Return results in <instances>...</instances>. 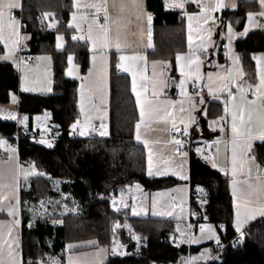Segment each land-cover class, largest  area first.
Wrapping results in <instances>:
<instances>
[{
    "label": "trees",
    "instance_id": "obj_1",
    "mask_svg": "<svg viewBox=\"0 0 264 264\" xmlns=\"http://www.w3.org/2000/svg\"><path fill=\"white\" fill-rule=\"evenodd\" d=\"M147 8L155 17L154 49L150 55L170 60L173 76V57L175 53L185 51L184 19L180 12L166 11L163 0H147ZM49 12H53L59 21L55 29L49 28L45 16ZM71 12L70 0H40L34 6L26 3L19 15L24 32L31 36L27 53L48 54L53 58L52 95L20 92L18 72L11 64L0 63V105H8L10 94H16L19 96L21 120L28 117L25 126L0 119V137L16 143L21 164H34L43 173L31 179L28 191L22 190V202L27 201L31 210L46 198L49 202L48 215L43 218L33 220L31 212H24V264L29 260L37 261L40 255L63 264L69 243L95 241L99 246L110 249L117 240L127 247L126 254L111 255L106 264H176L182 256L192 253V248L172 241L176 225L167 221L132 218L126 211H116L112 205L113 198L127 186L140 184L145 190L156 192L183 184L172 177L149 178L146 175L145 150L134 141L139 117L128 77L114 73L117 80H114L112 90L109 136L74 137L76 130L71 125L80 121L79 82L67 79L65 70L68 56L72 54L84 76L89 67L90 51L86 43L70 39L71 30L67 25ZM228 15L226 12L224 17L229 19ZM59 34L67 38L62 51L56 48ZM236 50L242 55L246 73L254 74L253 56L264 52V34H251L236 44ZM3 53L0 45V55ZM45 113L51 115L54 125L48 137L60 139L51 148L38 141L43 134L35 127V117ZM16 136L19 140L15 139ZM257 151L264 164V144ZM189 183L194 215L192 224L198 228L209 220L218 228L223 225L224 234L221 229L219 231L222 245H226L237 236L232 226V198L227 178L193 153ZM116 222L122 225L135 223L134 230L143 237L144 247L137 248L125 227H115L114 230ZM210 264H264V218L245 231L243 244L235 242L228 245Z\"/></svg>",
    "mask_w": 264,
    "mask_h": 264
},
{
    "label": "crops",
    "instance_id": "obj_2",
    "mask_svg": "<svg viewBox=\"0 0 264 264\" xmlns=\"http://www.w3.org/2000/svg\"><path fill=\"white\" fill-rule=\"evenodd\" d=\"M22 8H17L13 10V15L20 22V33L22 37H27V39H22L21 44L23 47L18 51L17 56L19 59V63H13L11 60H2L0 59V63H9L14 69L18 72L19 75V90L20 92H26L36 96H49L53 94V85H54V64L53 58L51 55L43 54V55H35L36 58L43 57L44 59H37L36 65H31L26 61V54L29 50L28 43L31 39L30 34L24 32L23 30V22L20 19L19 15L23 13L25 4L29 3L37 5L40 3L36 0H19ZM81 2H87V0H81ZM126 3H131V0H125ZM144 8L147 13L152 14V23H151V47H149V36H148V23L146 16H143L142 23L137 26L135 23L133 24L132 31L134 35L129 34L128 40L131 43V48L125 49L122 53H118L115 48H110L105 50L106 55L108 57L105 63H102L98 57L97 52L92 50V44L87 40V24L84 23L81 26V30H77L74 26L69 27V22L72 19V13L77 11L72 7L73 0H70V5L72 7V12L70 13L68 28L71 30L70 39L74 42L86 43L88 45L90 56H89V67L87 73L82 76L81 68L76 63L75 56L71 54L73 57V64L76 66L73 70V75L69 76L67 74L69 64L67 61V68L65 70V77L72 81L79 82L78 88V107L80 111V123L83 124L85 122L86 117L89 118V122L92 125V128L89 129L88 135L80 136L83 139L93 138L96 135H99V132L102 130H106L108 135L103 136L104 138L109 136V124L111 119V100H112V90L114 86V80H117V77L114 75L116 73L115 63L119 62V56L123 55H133L140 54L146 57V68L143 66L144 62H139L141 64L140 71L137 73V86L147 81L143 80L141 77H147L148 80L153 79V72L155 71L156 77L159 78L161 74L163 78L168 82L169 87L165 89L161 98H171L176 101H180L184 99V107L185 109H190V104L187 98H182L180 96V89L175 85L179 83L181 76L179 73V68L176 63L177 54H182L184 56H188L190 51L195 52V55L199 56L201 61L203 62L201 65V74L202 78L199 81L193 83V79H189L186 82L185 89L191 97L192 101L196 104V109L192 112V115L195 116L196 122L189 126L192 134L195 139L201 141H210L211 143L198 148L199 151H196L198 155L201 152H207V156L202 158L209 166L212 167V162L214 161L216 167L213 168L220 172L224 177L227 178V184L229 188V192L232 198V226L234 228L236 207L234 204V197L232 194V184L233 180H237L238 182L243 181L245 178H249L252 183L257 182V177L259 176V182L264 184V164L260 160L258 155V148L264 144V141L259 139L252 140L251 149L247 152L248 162L245 165L244 169L241 170L238 168L237 175L233 177L232 175V155H233V133L231 130L232 126V111H234L233 105L240 103V92L237 90L236 84H242L243 88L246 90L245 95L248 100L253 99L252 92L255 91V86L259 84L260 77L258 71L257 60L255 62L254 74H247L243 64L242 55L236 50V44L240 41H243L248 38L253 33H262L264 34V17L257 16L254 18L253 22H249L248 13H259L261 11L259 0H224V3L229 5L228 7L222 8L214 12L212 15L214 20H209L208 24H201L202 28L211 27L213 30L211 32V37L208 39L207 34H204L205 42L207 43V51H199L197 46L201 43L199 36L197 35L195 29L197 25L193 22V33H192V49H189V31H188V19L187 16L183 14V10L172 7H165V0H163L164 8L166 11H177L180 12L181 17L184 19V30H185V51L175 53L173 57L175 73L172 76L171 69L172 64L170 60H163L158 58H152L150 52L154 49V13L148 10L147 8V0H141ZM169 5L171 4V0H168ZM209 0H202V3H208ZM214 2V0H213ZM235 4L236 6L233 8L231 5ZM188 13L199 12V8L195 4H189L186 6ZM83 11V9L81 10ZM109 11L113 17L117 15V10L111 8V0H109ZM228 13L230 18L224 17L225 13ZM240 13V14H239ZM49 14L47 17L48 25L50 29H55L59 26V21L54 17L53 12L47 13ZM79 15V12L77 13ZM101 16L103 14L101 13ZM100 16V17H101ZM134 19V17H133ZM101 23L103 21L100 20ZM231 24L233 29V35L231 37V41L229 40L228 35V25ZM50 25H52L50 27ZM245 28H247V32H245ZM58 36L63 37L60 43L63 45L61 48H56L58 51L64 50L67 44V38L59 34ZM73 36H84V40H73ZM0 45L4 50L3 43ZM225 45H229L226 49ZM0 55V56H2ZM97 55V60L93 63L92 57ZM229 56L232 59H229ZM239 56V62H235V57ZM256 57L264 56L263 53H259L255 55ZM50 58V59H48ZM155 63V68L153 67ZM159 62H166L161 64ZM183 63V61H182ZM260 66L264 67V61L260 62ZM118 69V68H117ZM91 70V71H90ZM122 72V76L128 77L130 81V90L135 99V94L132 92V75L130 72ZM212 74L211 80H209L208 74ZM242 73V75H241ZM233 77H239L238 80L232 79ZM226 81H230V90L232 94L236 97V100L233 101L227 91H223V85ZM116 84V83H115ZM252 85V88L249 89L248 86ZM24 88H29L31 90L24 91ZM51 89L48 91L47 89ZM209 88L212 89L211 93ZM174 90L173 93L171 91ZM83 94V100H82ZM16 97V101H12V96ZM201 97L203 98V103H200ZM81 103L84 106V112H81ZM259 103V101H258ZM138 111V122L140 120V110L137 106ZM228 108L229 111L226 113L225 108ZM179 108V105H177ZM9 113L16 115L17 119H5ZM43 116H48V124L47 128L44 132L37 127V117L41 118ZM35 117V127L36 130H41L42 134L49 136L52 131V127L54 126L51 120V115L49 113H45L43 115ZM0 119L5 121H14L18 124H22L25 126V121L21 120L19 114V96L16 94H10V103L8 105H0ZM245 119H247V115H245ZM215 122V123H213ZM101 124L105 127L102 129ZM137 124V123H136ZM178 127H183L177 121ZM99 128V131L95 129ZM163 125L151 124L147 127L142 125L141 127V140L137 141L136 136V128L134 129V141L136 144L142 146L145 150V172L149 178H166L172 177L179 181H182L183 184L177 185L171 189H166L162 191L150 192L145 190L140 184V187L137 188L136 185H131L133 187L134 197H119L120 191L117 196H115L112 200L115 201V206L118 207L119 211H126L132 218L137 219H151L156 221H167L174 225L175 233L172 235L173 242L176 245H187L188 243V235L194 233L191 237H201L200 227L196 228L192 224V208H191V186H190V159L184 156H178L175 149L171 148V146H165L163 143H152L155 141H165L169 138V134L165 131H162ZM94 129V130H93ZM223 129V131H221ZM260 127L257 125L253 128V133L258 134L260 131ZM78 131V130H76ZM79 132V131H78ZM43 136V135H42ZM41 136V137H42ZM16 136L15 139H17ZM101 137V136H100ZM3 138V137H0ZM6 139V138H4ZM147 139L150 142L148 147L145 146L144 140ZM8 141V144L15 149L14 152L7 151V145L0 146V177L7 178L11 181L13 175L19 177V212L18 219L20 220V225L13 229V235L17 238L19 244V251L22 254V258L24 261L23 251H22V221L24 212V203L22 202V190L28 191L29 182L32 178L37 176H31L27 170L25 172L29 173L28 178H24L23 167L32 166V164H21L19 160L18 148L16 143ZM151 148L153 156H152V171L153 175H148L149 170V149ZM197 149V150H198ZM237 153L239 155L240 149L237 148ZM163 155L164 159L168 161L167 164L160 162V157ZM11 157V158H10ZM163 172L161 175L159 172ZM248 169H251V176L248 177ZM185 176L187 179H182L181 177ZM239 190H246V185L243 183H238ZM4 194L8 195L10 198L12 196V189H5ZM133 195V194H131ZM123 201L124 204H127V207H123L121 204ZM27 202V201H25ZM155 202V207H153ZM7 203V202H5ZM236 203H240L238 199H236ZM135 207L138 212L141 209L145 211L140 212V215H133L132 208ZM114 208V206H113ZM29 213L31 212V208H29ZM155 211L156 214H153ZM170 213V214H169ZM264 217L257 216L256 219L248 221L242 231L245 237V231L255 222L262 220ZM13 217L7 215L6 211H0V231L7 232V227L12 224ZM204 224L212 225L217 235L220 237L221 245L222 239L220 235V229L223 231L224 228L217 227L215 224L206 221ZM189 225L192 227L189 228ZM179 229V231H178ZM181 232L185 233V236H181ZM236 232V231H235ZM237 236H240L237 233ZM236 236V237H237ZM235 237V238H236ZM181 238L185 240L186 243L181 241ZM68 245H73L71 249L68 248ZM220 245V246H221ZM116 248L114 245L112 248H104L99 246L95 241H84L77 243H69L66 246L64 261L63 264H69V258H79L78 264H106L109 257L111 255H121V250L118 253L117 251L113 253V248ZM218 245L216 244L214 239H206L203 238L199 243H191L188 248H192V252H196L197 255H201L205 253V250H210L211 258H204L203 260H195L191 264H210L214 260L217 259L218 254L217 250ZM192 255V253H191ZM189 256V254L187 255ZM187 256H182L180 261H182ZM192 261V259H191ZM177 264V263H176Z\"/></svg>",
    "mask_w": 264,
    "mask_h": 264
},
{
    "label": "snow or ice",
    "instance_id": "obj_3",
    "mask_svg": "<svg viewBox=\"0 0 264 264\" xmlns=\"http://www.w3.org/2000/svg\"><path fill=\"white\" fill-rule=\"evenodd\" d=\"M189 4H195L199 8V12L188 13L186 6ZM261 11L259 13H248L249 22H253L254 18L257 16L264 17V0H259ZM178 8L183 10V14L187 16L188 19V41H189V49H192V33L193 22L197 25L195 31L199 36L201 43L197 46L199 51H207V43L204 39V34H207L208 39L211 37L212 28H202L201 24H208L209 20H214L213 13L219 9L228 7L229 5L224 3V0H209L208 3H202V0H171V4L169 5L168 0H165V7ZM233 4L231 7H235ZM72 7L77 11L72 13V19L69 22V27H75L78 31L81 30L82 24H87V40L92 44V50L97 52L99 59L102 63H105L108 59L106 55L107 49L115 48L118 53H122L125 49L131 48V43L128 40V35H134L132 31L133 24L135 23L139 26L142 23L143 16H146L148 23V36H149V47H151V23H152V14L147 13L144 8L141 0H131V3H126L125 0H111V8L117 10V15L115 17L109 11V0H87V2H81V0H73ZM22 8L19 0H0V43H3L5 54L0 56L2 60H11L13 63H19V59L17 53L23 45L21 44L22 39H27V37H22L20 33V22L16 19V17L12 14L14 9ZM83 9V11H81ZM79 12V15L77 14ZM101 13L103 14V23L100 22ZM49 14L45 13V16ZM134 17V19H133ZM52 25H50L51 27ZM264 26V25H260ZM245 32H247V28H245ZM228 35L229 40L231 41V37L233 35V29L231 24L228 25ZM63 37L57 36V48L63 47L60 41ZM73 40H84V36H73ZM229 45H225L227 49ZM97 55L92 57L93 63L97 60ZM37 59H44L43 57H39ZM50 59V58H48ZM229 59H232L229 56ZM254 60H257L258 71L260 82L255 86V91L252 92L253 99L248 100L245 95V89L242 84L237 83V90L240 92V103L234 104L232 111V126L231 130L233 133V155H232V175L235 177L237 175L238 168L241 170L244 169L245 165L248 162L247 152L251 149L252 140L259 139L264 141V67L260 66V62L264 61V56H260L259 58L255 55L253 56ZM240 57H235V62H239ZM144 62V67L146 68V57L140 54L133 55H123L119 56V63L117 64V68L121 69L124 72H130L132 75V92L136 97V104L140 110V120L135 125L136 128V140H141V127L142 125L148 126L153 123L158 125H163L162 131H165L169 134V138L165 141H155L152 143H163L165 146H171L174 148L176 152H179L181 156L186 157L187 153L181 151L182 141L177 139L173 133H180L183 136H187L189 134V126L196 122L195 116L192 115V112L196 109L195 102L192 101L191 97H189L185 85L189 79H193V83L195 85L196 81H199L202 78L201 74V65L202 61L199 56L195 55V52L190 51L188 56H184L182 54H177L176 63L179 68V73L181 79L178 84L175 86L180 89V96L182 98H187L190 109H185L184 107V99L180 101L173 100L171 98H161L165 89L169 87L168 82L163 78V75L159 78L156 77L155 71L153 72V79L148 80L147 77H141L143 80L147 81L139 86H137V73L140 71L141 64L139 62ZM183 61V63H182ZM155 63L153 67L155 68ZM164 64L166 62H159ZM68 64L69 68L67 74L69 76L73 75V70L75 69V65L73 64V57L71 55L68 56ZM91 71V70H90ZM242 75V73H241ZM209 80L212 78V74L209 73ZM232 79L238 80L239 77H233ZM249 89L252 88V85L248 86ZM24 91H29L31 89L24 88ZM51 91V89H47ZM223 91H227L229 97L235 101L236 97L232 94L230 90V81H226L222 88ZM211 93L212 89L209 88ZM83 100V94H82ZM12 101H16V97L12 96ZM259 101V103H258ZM200 103H203V98L201 97ZM179 105V108H177ZM229 109L226 107L225 112L227 113ZM81 112H84L83 103H81ZM245 115H247V119H245ZM5 119H17L16 115L9 113L4 117ZM28 117H23L24 121H27ZM36 119H40L37 117ZM177 121L181 125L178 127ZM215 123V122H213ZM260 127V131L258 134L253 133V128L256 126ZM105 126L101 124V128L103 129ZM73 130H78L80 136L88 135V131L92 128V125L89 122V118L86 117L85 122L83 124L80 121H76L71 125ZM94 130V129H93ZM223 131V129H221ZM101 137L108 135L106 130H102L99 132ZM40 143L47 144L49 148L53 147L52 143L41 140ZM144 144L146 147L150 145V142L145 139ZM7 145V151L14 152L15 149L12 148L11 145L8 144V141L4 138H0V146ZM237 148L240 149L239 155L237 153ZM199 151V149L197 150ZM152 150L149 149V170L148 175L152 176ZM11 158V157H10ZM160 162L167 164L168 161L164 159L163 155L160 157ZM212 167L215 168L216 164L213 161ZM33 172L31 174L43 175V173H38L35 171V165H32ZM159 172V169H157ZM159 174L163 175V172H159ZM29 173H24V178H28ZM247 176H251V169H248ZM182 179H187V177L182 176ZM260 178L257 177V182L252 183L249 178H245L243 181L238 182L237 180H233L232 184V194L234 199V204L236 207L234 228L237 233L240 234L239 239L243 240L244 233L242 231L244 225L250 221L256 219L257 216L264 217V184L259 182ZM58 183V182H57ZM238 183H243L246 185V190H239ZM137 188L140 187L139 184L136 185ZM12 189L11 198L4 194L5 189ZM19 177L13 175L11 181L7 178L0 177V211H6L7 215L13 217L12 224L7 227V232L0 231V264H24L22 254L18 250L19 244L17 238L13 235V229L20 225V220L18 217L19 212ZM199 191H203V189H198ZM236 199L240 201V203H236ZM7 202V203H5ZM123 207H127V204H124L121 201ZM113 206L116 211L120 209L115 206V201H113ZM41 209H43V214L47 215V209L44 207V202L40 203ZM153 207H155V202ZM35 212V210H33ZM145 211L141 209L140 212ZM140 212L137 211L135 207L132 208L133 215H140ZM153 214H156L155 211ZM170 214V213H169ZM207 219V217H205ZM55 223V221H54ZM32 226L31 223L29 225ZM115 227H119V223L116 222ZM192 226L189 225V228ZM221 228L224 226L221 225ZM2 228V226H0ZM179 231V229H178ZM200 233L201 237H190V243H199L201 239H214L218 246L221 245L220 237L217 235L215 228L210 224H201L200 225ZM186 234L181 232V236H185ZM134 239L139 240V237H133ZM73 245H68V248L71 249ZM117 249L113 248V253H115ZM124 254V253H121ZM206 258L210 257V250L206 249L205 253H202ZM195 259V258H192ZM51 264H59L58 261L49 257ZM79 258H69V264H78ZM27 264H45L43 259H38L37 261L29 260Z\"/></svg>",
    "mask_w": 264,
    "mask_h": 264
},
{
    "label": "rangeland",
    "instance_id": "obj_4",
    "mask_svg": "<svg viewBox=\"0 0 264 264\" xmlns=\"http://www.w3.org/2000/svg\"><path fill=\"white\" fill-rule=\"evenodd\" d=\"M48 116H43V117H41L39 120H37V127H39L43 132H44V130L47 128V124H48V118H47ZM43 138H47V136L46 135H44L43 134V136H42ZM40 142V141H39ZM27 170V172H29L30 174L33 172V168H32V166H27L26 168L25 167H23V174L25 173V171ZM35 171L36 172H38V173H40L36 168H35ZM39 176V175H36V174H31V176ZM134 190H133V187H131V186H127V187H125V188H122L121 190H120V195H119V197H127L128 196V199L129 198H135L134 197V192H133ZM131 194H133V195H131ZM48 201V199L46 198L45 200H43V202H44V207L46 208V209H48L47 207H48V203L49 202H47ZM40 203L41 202H39V203H36V205H34V207L32 208V210H31V213H32V219L33 220H36V219H38V218H43V217H45L46 215H44L43 214V209H41V207H40ZM200 206H202V207H204L202 204H204V203H202V202H200ZM33 210H35V212L33 211ZM24 211H30L29 210V206H28V202H25L24 203ZM47 215H48V213H47ZM136 224L135 223H130V222H125L123 225L122 224H120L119 223V227L118 228H122V227H125L126 228V230H127V232H128V234L133 238V237H139L140 239L139 240H137V239H134L133 238V241L134 242H136V245H137V248L140 250L142 247H144V245H143V237H141L139 234H137V232H135V230H134V226H135ZM192 235H194V233H192ZM191 235V233L188 235V240H187V242H189V239H190V237L192 236ZM171 238H172V236H171ZM172 241H173V239H172ZM181 241H183V243H186V238H185V240H184V238L182 239L181 238ZM116 249H117V252L118 253H120L119 251L121 250V252L122 253H124V254H121V255H125L126 254V246L124 245V244H122L121 243V241H119V240H117L116 241ZM189 245H191V243L189 242L188 243V246ZM137 249V250H138ZM192 258H195V259H192ZM205 258V256H203L202 254L201 255H197L196 254V252H192V255H191V252L189 253V256H187L186 258H184L182 261H180V262H178L177 264H191V263H193L195 260H203ZM38 259H43V261L45 262V264H51V261L49 260V257L48 256H44V255H40L39 256V258ZM191 259H192V261H191ZM54 260H56V259H54ZM56 261H58V260H56ZM59 262V261H58Z\"/></svg>",
    "mask_w": 264,
    "mask_h": 264
},
{
    "label": "built area",
    "instance_id": "obj_5",
    "mask_svg": "<svg viewBox=\"0 0 264 264\" xmlns=\"http://www.w3.org/2000/svg\"><path fill=\"white\" fill-rule=\"evenodd\" d=\"M100 20L103 21V16L100 17ZM26 61L28 63H30L31 65H36L37 64V58L32 53H27L26 54ZM118 63H119L118 61L115 63L116 72L118 74H122V72L119 69H117V64ZM95 130L99 131V128H96ZM172 135H175L177 139H180L182 141L181 151L186 152L187 153L186 157H188L189 159L192 157L193 153H196L198 148L203 147V146L211 143L210 141H205V140L201 141V140L195 139L193 134H192L191 129H189V134L187 136H183L180 133H173ZM74 137H76V138L80 137L78 131L74 132ZM17 140H19V137H17ZM41 140H46V141L52 143V145H56L60 141V139L58 137H52V138H50V137L43 138L42 137V138L38 139V141H41ZM176 153H177L178 156H181L179 154V152H176ZM206 156H207V152H205V151L201 152V154L199 155L200 158H204ZM244 240H245V237L243 238V240H240L239 236H237L236 238H234L233 240L228 242L226 245L219 246L218 247L219 254L222 253L228 245L234 244L235 242H238L239 244H243Z\"/></svg>",
    "mask_w": 264,
    "mask_h": 264
}]
</instances>
